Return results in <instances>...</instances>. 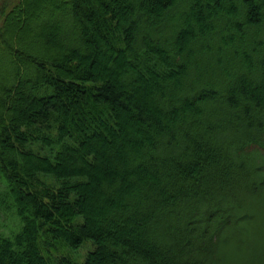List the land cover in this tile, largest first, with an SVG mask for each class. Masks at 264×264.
<instances>
[{
	"label": "trees",
	"instance_id": "16d2710c",
	"mask_svg": "<svg viewBox=\"0 0 264 264\" xmlns=\"http://www.w3.org/2000/svg\"><path fill=\"white\" fill-rule=\"evenodd\" d=\"M0 264H264V0H0Z\"/></svg>",
	"mask_w": 264,
	"mask_h": 264
},
{
	"label": "rangeland",
	"instance_id": "374dc122",
	"mask_svg": "<svg viewBox=\"0 0 264 264\" xmlns=\"http://www.w3.org/2000/svg\"><path fill=\"white\" fill-rule=\"evenodd\" d=\"M20 30H21V23L18 22L15 29H14V32H16L18 34Z\"/></svg>",
	"mask_w": 264,
	"mask_h": 264
}]
</instances>
